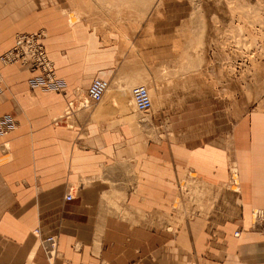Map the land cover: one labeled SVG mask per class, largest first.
<instances>
[{
	"label": "crops",
	"instance_id": "1",
	"mask_svg": "<svg viewBox=\"0 0 264 264\" xmlns=\"http://www.w3.org/2000/svg\"><path fill=\"white\" fill-rule=\"evenodd\" d=\"M59 1L0 0V56L17 34L45 32L64 84L32 88L37 73L0 67V127L10 128L0 133V264H264V110H224L264 104V84L210 70L208 56L223 58L206 49L211 33L204 58L185 52L181 68L175 29L155 26L126 48ZM96 78L110 84L98 104ZM144 82L155 91L148 117L127 93ZM190 183L195 201L181 194Z\"/></svg>",
	"mask_w": 264,
	"mask_h": 264
},
{
	"label": "rangeland",
	"instance_id": "2",
	"mask_svg": "<svg viewBox=\"0 0 264 264\" xmlns=\"http://www.w3.org/2000/svg\"><path fill=\"white\" fill-rule=\"evenodd\" d=\"M59 2L69 5L73 17L92 23L99 31L119 34L126 48L132 46L136 48L133 45L135 39L152 33L155 26H159L162 31L175 29L176 36L181 41L180 46L176 47L177 61L184 57L185 52L189 54V51L198 55L196 61L204 58L206 33L208 32L209 38L213 34V40L207 41L206 49H213L215 44L218 45L223 58L217 57L216 63L214 52L210 57L208 56L210 70L214 72L218 70V76L226 83L234 82L244 86L246 82L254 79L257 85L264 84V0H60ZM222 19H230L229 24H222ZM40 33L43 34L44 39L45 32ZM18 35L20 34H17L16 38ZM182 62L183 59L177 63L181 68ZM202 64H206V61ZM13 66L22 68L19 65ZM213 75L215 76V73ZM180 83L183 84V75L177 72V84ZM138 86H144L149 90L153 106L156 108L152 82L132 84L127 92L131 103V91ZM182 90L181 85L177 92ZM232 96V91L225 89V100H231ZM81 102H77L79 106L74 103L71 109L84 107L85 104ZM260 109L264 110V104L225 103L224 106L226 115L234 114L236 110L240 113H248ZM148 113L149 111H144L140 116L145 117ZM120 121L112 120L109 127L119 125ZM192 183L185 191L181 186V194L184 195L189 189L188 195L191 193L195 201L194 189H191ZM201 197L203 198V194ZM255 218L257 222L263 219L259 215Z\"/></svg>",
	"mask_w": 264,
	"mask_h": 264
},
{
	"label": "built area",
	"instance_id": "3",
	"mask_svg": "<svg viewBox=\"0 0 264 264\" xmlns=\"http://www.w3.org/2000/svg\"><path fill=\"white\" fill-rule=\"evenodd\" d=\"M43 34H20L17 36L15 46L0 56V67L19 65L26 70L37 73L30 80L32 88H46L48 90H61L64 84L59 80L54 63L50 60L45 47L42 44ZM5 76L0 69V93L4 90ZM110 88L108 81L96 78L88 89V97L93 103L103 101ZM132 97L136 109L139 112L148 111L152 108L153 101L149 90L144 86L133 88ZM10 128L0 127L1 134H7ZM72 196L68 195L67 200ZM36 232H39L37 230ZM53 237H48L43 241L46 247Z\"/></svg>",
	"mask_w": 264,
	"mask_h": 264
},
{
	"label": "bare ground",
	"instance_id": "4",
	"mask_svg": "<svg viewBox=\"0 0 264 264\" xmlns=\"http://www.w3.org/2000/svg\"><path fill=\"white\" fill-rule=\"evenodd\" d=\"M135 88H136V87H135ZM43 89H46V88H43ZM47 90H48V89H47ZM108 91H109V90H108ZM108 91H107V93H108ZM107 93H106V94H107ZM105 96H106V95H105ZM104 98H105V97H104ZM104 98H103V100H104ZM131 100H132V103H133V105H134V107H135V104H134V101H133V97H132V92H131ZM152 108H153V105H152ZM152 108H151V109H152ZM135 109H136V107H135ZM151 109H150V110H151ZM150 110H148V111H150ZM136 111H138V110L136 109ZM258 215H259V214H258Z\"/></svg>",
	"mask_w": 264,
	"mask_h": 264
}]
</instances>
